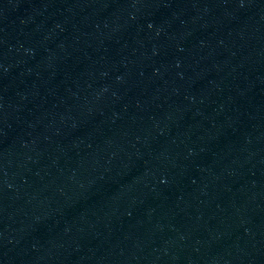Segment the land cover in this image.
Segmentation results:
<instances>
[{
	"label": "water",
	"instance_id": "water-1",
	"mask_svg": "<svg viewBox=\"0 0 264 264\" xmlns=\"http://www.w3.org/2000/svg\"><path fill=\"white\" fill-rule=\"evenodd\" d=\"M0 264H264V0H0Z\"/></svg>",
	"mask_w": 264,
	"mask_h": 264
}]
</instances>
